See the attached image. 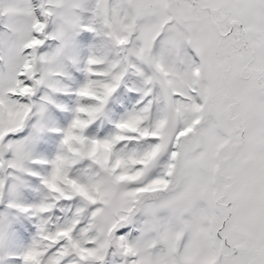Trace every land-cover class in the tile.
I'll return each instance as SVG.
<instances>
[{
    "label": "snow or ice",
    "instance_id": "obj_1",
    "mask_svg": "<svg viewBox=\"0 0 264 264\" xmlns=\"http://www.w3.org/2000/svg\"><path fill=\"white\" fill-rule=\"evenodd\" d=\"M0 264H264V0H0Z\"/></svg>",
    "mask_w": 264,
    "mask_h": 264
}]
</instances>
